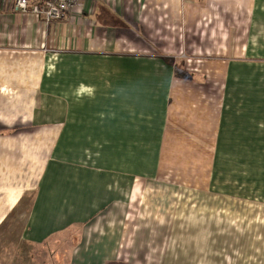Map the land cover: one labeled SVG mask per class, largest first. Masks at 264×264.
Here are the masks:
<instances>
[{
  "label": "crops",
  "instance_id": "0c3cea01",
  "mask_svg": "<svg viewBox=\"0 0 264 264\" xmlns=\"http://www.w3.org/2000/svg\"><path fill=\"white\" fill-rule=\"evenodd\" d=\"M14 2L0 226L29 197L21 243L68 264H263L223 177L227 150L264 149V0H83L49 23Z\"/></svg>",
  "mask_w": 264,
  "mask_h": 264
},
{
  "label": "rangeland",
  "instance_id": "374dc122",
  "mask_svg": "<svg viewBox=\"0 0 264 264\" xmlns=\"http://www.w3.org/2000/svg\"><path fill=\"white\" fill-rule=\"evenodd\" d=\"M227 151V156H224L226 160L224 171L226 172L223 183L228 182V185L224 191L235 196L230 197L225 194L223 198L241 206L242 213H239V216L246 217L241 220H245L249 225L243 227L246 231L245 235L261 237V248L264 253V149L246 152L243 150ZM219 186L222 187L221 182ZM241 194L244 196H240ZM30 199L29 197L22 199L6 214L5 220L1 223L0 247L5 242L3 246L6 248L3 256L6 259L3 264H68L70 260L68 262L66 260L71 254L70 247H73L71 245H67L66 249L62 250L60 242L56 245L47 243L41 247L21 243L26 232ZM243 203L246 206H243ZM256 220L260 224L257 225ZM0 252L3 254V251ZM1 253L0 257H2Z\"/></svg>",
  "mask_w": 264,
  "mask_h": 264
},
{
  "label": "built area",
  "instance_id": "2783aa9c",
  "mask_svg": "<svg viewBox=\"0 0 264 264\" xmlns=\"http://www.w3.org/2000/svg\"><path fill=\"white\" fill-rule=\"evenodd\" d=\"M83 0H44L31 5L28 0H15L14 8L22 14H31L46 23L61 22L81 9Z\"/></svg>",
  "mask_w": 264,
  "mask_h": 264
}]
</instances>
